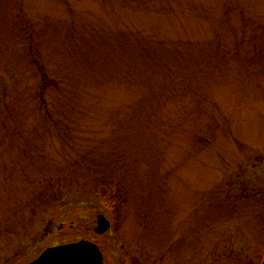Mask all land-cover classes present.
Here are the masks:
<instances>
[{
    "label": "rangeland",
    "instance_id": "obj_1",
    "mask_svg": "<svg viewBox=\"0 0 264 264\" xmlns=\"http://www.w3.org/2000/svg\"><path fill=\"white\" fill-rule=\"evenodd\" d=\"M83 239L106 264L261 263L264 0H0V264Z\"/></svg>",
    "mask_w": 264,
    "mask_h": 264
},
{
    "label": "water",
    "instance_id": "obj_2",
    "mask_svg": "<svg viewBox=\"0 0 264 264\" xmlns=\"http://www.w3.org/2000/svg\"><path fill=\"white\" fill-rule=\"evenodd\" d=\"M97 233L109 228V221L104 215H97ZM27 264H102V256L95 244L88 241H77L47 247L33 261ZM260 264H264V258Z\"/></svg>",
    "mask_w": 264,
    "mask_h": 264
},
{
    "label": "trees",
    "instance_id": "obj_3",
    "mask_svg": "<svg viewBox=\"0 0 264 264\" xmlns=\"http://www.w3.org/2000/svg\"><path fill=\"white\" fill-rule=\"evenodd\" d=\"M44 79L48 80V78L44 77ZM49 81H45L46 86H49ZM44 84V80L42 82ZM99 185H96L94 188V197L101 200L102 203L106 206L107 209H112L116 207V205L119 202V198L117 196V192L114 187H112V184L109 183H98ZM52 186V185H50ZM50 186L45 188L44 191L41 192L40 199L47 200L53 204H59L62 203L63 200L75 197L77 194H71L65 191V187H63L61 190L55 193L49 192ZM70 188H73L71 185ZM83 196V195H81Z\"/></svg>",
    "mask_w": 264,
    "mask_h": 264
},
{
    "label": "flooded vegetation",
    "instance_id": "obj_4",
    "mask_svg": "<svg viewBox=\"0 0 264 264\" xmlns=\"http://www.w3.org/2000/svg\"><path fill=\"white\" fill-rule=\"evenodd\" d=\"M101 251V250H100ZM102 253V252H101ZM102 262H103V264H106V261H105V258H104V256H103V253H102Z\"/></svg>",
    "mask_w": 264,
    "mask_h": 264
}]
</instances>
